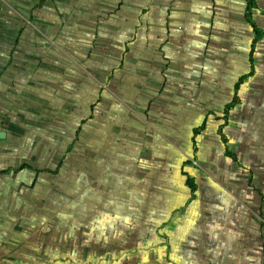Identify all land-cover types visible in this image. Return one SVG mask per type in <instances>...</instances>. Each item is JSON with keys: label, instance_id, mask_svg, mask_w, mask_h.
Returning <instances> with one entry per match:
<instances>
[{"label": "crops", "instance_id": "crops-1", "mask_svg": "<svg viewBox=\"0 0 264 264\" xmlns=\"http://www.w3.org/2000/svg\"><path fill=\"white\" fill-rule=\"evenodd\" d=\"M245 14L0 0V264H264V0L257 39Z\"/></svg>", "mask_w": 264, "mask_h": 264}, {"label": "trees", "instance_id": "trees-1", "mask_svg": "<svg viewBox=\"0 0 264 264\" xmlns=\"http://www.w3.org/2000/svg\"><path fill=\"white\" fill-rule=\"evenodd\" d=\"M245 1H246V14H245V17H246L247 22L250 24V26L253 28L254 32L256 33V39H257V37H258L257 36V29L255 28L254 24L250 20V12H251V10L253 8V0H245ZM243 80L244 79H240V82H242ZM236 87H238V86H236ZM237 101H238V98L235 97L233 99V102H232L231 106L235 105L237 103ZM219 130H220V128H219ZM195 132H199V130H196Z\"/></svg>", "mask_w": 264, "mask_h": 264}]
</instances>
